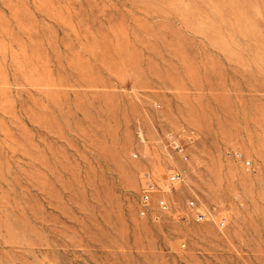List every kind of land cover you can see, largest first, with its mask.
I'll return each instance as SVG.
<instances>
[{
  "label": "rangeland",
  "instance_id": "rangeland-1",
  "mask_svg": "<svg viewBox=\"0 0 264 264\" xmlns=\"http://www.w3.org/2000/svg\"><path fill=\"white\" fill-rule=\"evenodd\" d=\"M0 264H264V0H0Z\"/></svg>",
  "mask_w": 264,
  "mask_h": 264
},
{
  "label": "built area",
  "instance_id": "built-area-1",
  "mask_svg": "<svg viewBox=\"0 0 264 264\" xmlns=\"http://www.w3.org/2000/svg\"><path fill=\"white\" fill-rule=\"evenodd\" d=\"M248 166H250V163H248ZM184 181V173L183 172H175L173 174H171V176L169 177V183L170 184H176V183H181ZM158 191V187L155 184V182H153L150 178L147 179L146 181V185L144 187V191L142 193L141 196V211L140 214L143 217H147L150 212H151V202L153 200V195ZM157 205L158 208L160 209V211L162 213H167L169 212V205L166 201V199H164V197H160L157 200ZM188 209H189V214H187L186 216H182L180 218V220L184 223L189 222L190 220H193L194 222L197 223H203L204 221H206L207 216L199 211H197V204L195 201H190L188 203ZM226 224V220L222 219L220 221V226L224 227Z\"/></svg>",
  "mask_w": 264,
  "mask_h": 264
}]
</instances>
